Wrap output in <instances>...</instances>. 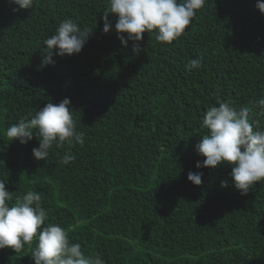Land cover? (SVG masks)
Masks as SVG:
<instances>
[{"label":"trees","instance_id":"16d2710c","mask_svg":"<svg viewBox=\"0 0 264 264\" xmlns=\"http://www.w3.org/2000/svg\"><path fill=\"white\" fill-rule=\"evenodd\" d=\"M256 2L206 0L181 37L162 44L145 32L135 53L118 38L115 14L102 31L107 0H35L20 11L0 0V181L13 198L38 192L45 225L59 224L105 264H264V181L242 195L229 165L197 168L205 157L195 150L209 107L264 97ZM69 18L92 34L79 54L43 64V41ZM193 58L202 66L188 71ZM64 98L82 146H53L36 160L35 135L27 144L4 135ZM66 153L75 156L68 165ZM189 171L203 173L201 185ZM30 253L0 249V264H34Z\"/></svg>","mask_w":264,"mask_h":264},{"label":"clouds","instance_id":"9594fccd","mask_svg":"<svg viewBox=\"0 0 264 264\" xmlns=\"http://www.w3.org/2000/svg\"><path fill=\"white\" fill-rule=\"evenodd\" d=\"M8 2L15 6L13 11H20L32 9L35 0ZM205 3L206 0H107L102 31H110L108 14H115L118 38L124 46L133 41V51L138 53L145 32L154 33L155 40L162 44H171L181 37ZM256 7L264 14V0H257ZM92 32L70 18L62 21L55 33L43 41L42 63L54 64V55L79 54ZM201 66V60L193 58L185 68L192 71ZM70 104L69 98L58 104L49 102L30 119L21 118L7 127L4 135L10 142L18 139L21 144H27L35 135L39 141V147L32 149L36 160H46L53 146L62 147L65 143L82 146L85 133L77 131ZM256 116L264 117V97L242 107L219 102L203 115L200 126L207 131L195 145L197 155L205 157L196 162V167L215 169L229 165L234 187L242 195L255 182L264 181V129ZM74 160V155L66 153L61 163L68 165ZM202 175V172L189 171L187 179L199 186ZM221 186H227V182L221 181ZM47 218L38 192L29 190L13 198L5 182L0 181V249L19 252L27 245L34 264H105L99 255H86L79 243H71L68 232L59 224L45 225Z\"/></svg>","mask_w":264,"mask_h":264}]
</instances>
